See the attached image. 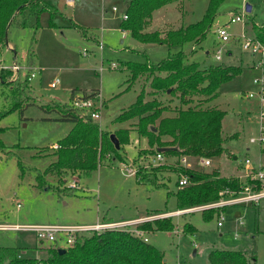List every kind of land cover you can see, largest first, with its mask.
<instances>
[{
	"label": "rangeland",
	"instance_id": "rangeland-1",
	"mask_svg": "<svg viewBox=\"0 0 264 264\" xmlns=\"http://www.w3.org/2000/svg\"><path fill=\"white\" fill-rule=\"evenodd\" d=\"M44 1L52 10L41 13L39 30L35 31L32 25L21 28L12 24L7 38L10 47L6 45L2 51L0 69L10 71V75L6 84L0 83V114L4 115L0 118L3 130L0 138L4 144L0 150V225L88 226L102 223L105 213L109 222L119 223L181 210L176 197L181 178L179 167L183 166L181 158L170 160L173 156H168L163 165L155 164L157 154L147 153L150 149L140 152L148 144L139 140L137 132L131 134L129 143L127 130L132 128L135 119L119 121L137 102L142 87L149 90L146 84L157 75L145 76L141 84L126 88L128 63L156 65L170 54L183 51L187 63L198 64L202 69L213 65L240 66L241 74L221 86L214 106L202 105L226 113L223 119L225 153L220 158H210L212 166L204 167L205 170L201 169L197 157L188 158V162L192 163V170L217 172L223 177L214 168L225 176L235 172L241 175L239 167L247 157L254 164H259L261 157L264 160V146L251 143L261 131L260 102L257 96L249 97L259 92L253 82L263 72L255 66L256 60L242 49L241 40L244 32L256 37L252 21L264 27V0H224L209 22L204 38L198 42L188 40L179 48L144 45L128 32L124 35L121 29L127 7L124 0H75L73 7L67 0ZM210 2L187 0L180 6L167 5L155 14L154 26L170 24L178 30L187 28L204 20ZM247 6L252 7L251 13L247 12ZM243 13H246V23H230L232 17ZM220 29H226L231 37L225 46L219 43ZM221 47L225 48L219 62L215 54ZM31 50L33 60L29 62ZM16 63L23 68L19 73L12 70ZM34 72L35 78L29 81ZM26 79L28 88H22L23 95L15 97V87ZM96 92L101 94L103 107L101 120L94 123L109 139L116 134L122 149L89 175L78 171L61 174L55 168V152L60 148L58 143L75 125L58 121L60 111L77 113L74 100ZM179 97L174 108H186ZM199 99L195 97L192 106ZM17 102L20 110L11 111ZM128 168L136 170L137 175H131ZM139 173L156 180L159 186L138 181ZM223 215L225 221L221 228L218 214L205 219L203 212H195L164 218L172 219L173 232L142 230L143 225L157 220L127 229L144 231L148 243L162 252L168 264H210L209 254L215 250L241 251L248 256L255 255L258 263L264 264V200L259 206L228 208ZM0 246L16 247L21 257L40 260L49 256L50 247L66 249L67 245L64 237L59 244H49L40 242L31 231H0ZM39 249L46 250L39 253Z\"/></svg>",
	"mask_w": 264,
	"mask_h": 264
},
{
	"label": "trees",
	"instance_id": "trees-1",
	"mask_svg": "<svg viewBox=\"0 0 264 264\" xmlns=\"http://www.w3.org/2000/svg\"><path fill=\"white\" fill-rule=\"evenodd\" d=\"M184 1L187 0H129L126 10L128 19L122 21L121 28L143 44L181 47L188 40L198 42L204 38L209 22L224 0H211L204 20L187 28L165 34L145 32L155 11ZM50 8L43 0H0V61L10 25L16 24L21 28L32 25L37 31L40 28L41 13L51 11ZM252 24L256 29V38L264 43V27L253 21ZM28 60H33L32 50ZM126 66L132 74L130 82L145 74H157L152 81L153 88L164 92L171 90V95L179 94L182 104L186 107L176 108L177 115L174 117H164V113L170 111V108L157 100L145 102L144 96L140 95L137 102L120 116L119 121L139 119L138 132L149 141L150 150L146 151L147 153L157 154L160 149H166L164 155L181 159H210L225 153L223 119L226 113L218 108H203L202 105L218 98L221 86L241 74L240 66L213 65L202 69L198 64L186 63L183 51L170 54L167 59L156 65L128 63ZM9 75L10 71L1 68L0 83L6 84ZM28 80L15 87V97L23 95L22 88H28ZM195 97L201 99L197 105L192 106ZM18 109L20 110V106L17 102L11 111ZM23 110L21 109V112ZM2 116L4 115L0 114V118ZM58 121L75 125L58 143L60 148L56 153L55 168L61 174L78 171L82 175H89L112 160V154H118L119 150L115 148L111 137L109 139L94 121H87L73 110L60 111ZM2 131L0 129V134ZM165 138L170 140L166 141ZM3 149L4 144L0 138V150ZM179 171L190 180L188 186L179 188L176 193L178 209L181 210L214 202L219 199L221 191L238 186L235 178L220 177L217 172L207 173L184 167H179ZM137 179L142 183L158 185L156 180L146 175L140 176V173ZM68 193L73 192L68 190ZM218 213V210H211L203 214L205 219H211ZM143 229L150 232H173L175 226L172 219H164L152 224L146 223L142 226ZM186 229L194 231L191 227ZM43 250L46 249H41L45 252ZM59 250L58 246L50 247L49 256L39 260L21 257L20 249L16 247L0 246V264H168L164 263L165 257L160 250L126 230H107L83 235L77 238L74 246L66 248V252L61 253ZM209 263L259 264L255 255L248 256L241 251L227 250L211 252Z\"/></svg>",
	"mask_w": 264,
	"mask_h": 264
},
{
	"label": "built area",
	"instance_id": "built-area-1",
	"mask_svg": "<svg viewBox=\"0 0 264 264\" xmlns=\"http://www.w3.org/2000/svg\"><path fill=\"white\" fill-rule=\"evenodd\" d=\"M67 4L71 7L74 6L75 0H67ZM116 10V8H115ZM246 13L241 15H237L231 18L230 23H246ZM128 16L124 14L123 20H127ZM124 35L127 31H123ZM230 35L228 34L226 29H220L218 31V39L221 45H226L230 41ZM242 40V49L249 53V55L256 60L255 66L258 69H261L263 74L259 79H255L253 84L259 87L258 93H251L249 95L250 98L258 97L260 102V124L261 131L260 135L256 139H251L252 144H258L259 146H264V43L257 39L256 37H249L246 32H244L241 36ZM223 48L221 47L215 54L216 61H222ZM114 67V66H113ZM3 68V67H2ZM5 69V68H3ZM23 68L19 64H15L12 70L15 73H19ZM11 70V69H10ZM36 72L32 73L29 77V81L35 78ZM57 84H53V87H56ZM74 108L77 111L78 115L83 118H87L94 122L101 120L102 114L101 109L103 107V103L101 100V94L93 93L91 96H81L77 97L74 100ZM182 167L191 168V163L188 162L187 158H182ZM154 163L157 165H163L165 163V155L163 153H157L154 158ZM200 163L202 167H210L211 160L200 158ZM243 171L241 175L237 176L235 179L238 182V186L235 189L226 188L219 194V199L204 204L201 206H196L193 208L182 209L175 211L173 213L165 214V215H156L154 217H147L145 219L135 220V221H123L119 223L112 224H96V225H88V226H75V227H66V226H54V225H39L33 227H26L20 225H0L1 232H16V231H31L34 232L37 236V239L40 242H47L49 244H59L62 237L66 238V248L72 247L75 245L77 238L86 234L93 233H101L107 230H126L130 231L134 236L142 239L146 243L149 242L148 237H146V233L140 229L136 230H128L127 228L131 226H136L146 221H154L158 219H164L170 216L181 217L190 213L195 212H208L211 210H218L219 223L218 227L221 228L223 226V222L225 221V217L223 213L226 209L231 207H253L259 206L261 202L264 200V164H254L250 158H246L244 162H242ZM128 171L131 175L136 176L137 172L133 168H128ZM190 184V180L188 176L181 175L179 180V188H184ZM60 247V246H59ZM63 248V247H60Z\"/></svg>",
	"mask_w": 264,
	"mask_h": 264
},
{
	"label": "crops",
	"instance_id": "crops-1",
	"mask_svg": "<svg viewBox=\"0 0 264 264\" xmlns=\"http://www.w3.org/2000/svg\"><path fill=\"white\" fill-rule=\"evenodd\" d=\"M44 1V0H43ZM125 2H126V6H127V4H128V2H129V0H124ZM45 2V1H44ZM183 3L184 2H176V4H179V6L180 5H183ZM167 6H165V7H163V8H161V9H159V10H157V11H155L154 12V14H153V16H152V19L150 20V22H149V24H148V26L146 27V30H145V32H148V33H153V32H159V33H163V34H165V33H167L168 31H176V30H178V29H174L173 28V26L172 25H170V24H167V26H165V25H163V26H160V27H155L154 26V16H155V14L157 13V12H160V10H164L165 8H166ZM51 10H52V8H51ZM126 10H127V7L125 8V14H126ZM124 16V15H123ZM123 21V20H122ZM122 23V22H121ZM10 27H11V25H10ZM10 27H9V30H10ZM122 29V28H121ZM130 34V33H129ZM8 35H9V33H8ZM84 37L86 38V39H89V40H91L92 38L91 37H87L86 35H84ZM138 42V41H137ZM140 43V42H139ZM141 44H143V43H141ZM8 46V47H10V45H9V43H8V41H6V43H5V46ZM144 45H148V44H144ZM155 45V44H154ZM4 46V47H5ZM162 46H166V45H162ZM166 47H168V46H166ZM12 48V47H11ZM179 48V47H178ZM4 49V48H3ZM195 50V49H194ZM3 51V50H2ZM143 54V56H145L146 57V53L144 52V53H142ZM177 54V53H176ZM1 60H2V56H1ZM187 63V62H186ZM189 64V63H188ZM0 66H3V62L2 61H0ZM125 69H126V71H127V74H128V79H127V81H126V88H131L132 86H134L136 83H140L141 84V80L145 77V76H150L151 74H149V75H142V76H140V78H138L136 81H131L130 82V79H131V71L128 69V67L125 65ZM153 78H152V80L149 82V83H147L146 84V86H149L150 88H149V90H146V88L145 89H143V87H142V91H141V94L140 95H143V93H144V91H145V94H144V101L145 102H150V101H153V100H157V101H159V102H161L162 104H164L165 106H167L168 108H170V111H168V112H165L164 113V117H174V116H176L177 115V112L175 111V109L176 108H174V104H175V100H178V97H179V94L178 95H171V90H169V91H167V92H164V91H156L154 88H152L153 86H152V81H153V79L156 77V75L155 76H152ZM142 86V85H141ZM151 92V93H150ZM97 93V92H96ZM91 94H93V93H90V94H87L88 96H90ZM84 96V95H83ZM166 96V97H165ZM219 97V96H218ZM180 98V97H179ZM218 98H216L215 100H213V101H211V102H208V103H206L207 105H212V106H214L213 104L216 102V100H217ZM218 107V106H217ZM131 108V107H130ZM129 108V109H130ZM128 109V110H129ZM219 109V108H218ZM135 119V123L133 124V126H132V128L131 129H129V130H127L128 132H129V143H130V136H131V134L133 133V132H137L138 133V136H139V140L140 141H146L147 142V144H148V146H147V148L146 149H143V150H140V152L142 151H145V150H149L150 149V146H149V141H148V139L146 138V137H143V136H141L140 134H139V132H138V123H139V119L138 118H134ZM108 131H112V132H119V131H113V130H108ZM112 135H115L116 136V138L118 139V137H117V135L116 134H112ZM111 135V136H112ZM166 139V141H169L170 139L169 138H165ZM119 140V139H118ZM119 142H120V140H119ZM128 143V144H129ZM138 143V142H137ZM120 145H121V143H120ZM138 145H140V143H138ZM52 147V146H51ZM124 149H125V145H124V147H123ZM122 149V146H121V148H120V150ZM123 149V151L125 152V150ZM119 150V151H120ZM140 152H139V155H140ZM125 154H126V152H125ZM55 155H56V152H55ZM165 157H168V155H165ZM126 158H127V154H126ZM220 158V157H219ZM248 158V157H247ZM56 159H57V157H56ZM177 160V159H179L178 157H170V160ZM188 159V158H187ZM191 159H193V158H191ZM195 159H198L199 161H200V158H195ZM263 158L261 157L260 158V160H259V163L260 164H264V160H262ZM211 160V166H212V159H210ZM235 160H237V158L235 157ZM189 161V160H188ZM172 165L174 164V161L173 162H170ZM201 164V163H200ZM241 164H242V162H241ZM240 164V167H239V169H240V171L242 170L243 171V167H242V165ZM257 165V164H256ZM169 166V165H168ZM171 166V165H170ZM202 166V165H201ZM210 166V167H211ZM191 167H192V163H191ZM168 169H170V168H168ZM201 169H204L205 170V168H201ZM214 169H216V170H218L220 173H221V175L223 176V177H229V176H235V177H237V176H239V175H235L237 172H235L234 174H232V175H229V176H225V175H223L222 174V172H221V170L220 169H218V168H214ZM240 173V172H239ZM173 213V212H172ZM142 219V218H141ZM102 220V223H99V224H111V223H115V222H109L108 221V214L107 213H105L104 214V216H103V219H101ZM134 220H137V219H134ZM134 220H132V221H134ZM130 221V220H129ZM41 251L39 250V253H40Z\"/></svg>",
	"mask_w": 264,
	"mask_h": 264
},
{
	"label": "water",
	"instance_id": "water-1",
	"mask_svg": "<svg viewBox=\"0 0 264 264\" xmlns=\"http://www.w3.org/2000/svg\"><path fill=\"white\" fill-rule=\"evenodd\" d=\"M246 10H247L248 13H251V11H252V7H251V6H247ZM7 38H8V35H7ZM6 41H7V40H6ZM111 141H112V143L114 144L115 148H116L117 150H120L121 145H120V142H119V140L116 138L115 135H112V136H111ZM158 152H160V153H165V152H166V149H160ZM59 251H60L61 253H64V252H66V249H64V248H60ZM166 262H167V260L165 259V260H164V263H166Z\"/></svg>",
	"mask_w": 264,
	"mask_h": 264
}]
</instances>
